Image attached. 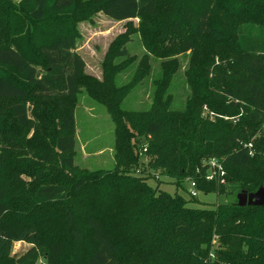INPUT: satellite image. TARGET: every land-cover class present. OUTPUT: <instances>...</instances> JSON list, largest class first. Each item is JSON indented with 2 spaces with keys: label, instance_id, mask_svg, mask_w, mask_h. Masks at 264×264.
<instances>
[{
  "label": "trees",
  "instance_id": "1",
  "mask_svg": "<svg viewBox=\"0 0 264 264\" xmlns=\"http://www.w3.org/2000/svg\"><path fill=\"white\" fill-rule=\"evenodd\" d=\"M96 12L128 20L102 82L84 74L76 50L78 22ZM133 32L155 57L189 51L181 108L174 58L152 78L151 108L122 109L151 74L139 62L114 85L136 60ZM81 87L117 115L114 169L75 164ZM210 159L223 170L213 180ZM187 182L217 197L264 188V0H0V264H264V203L190 206ZM15 242L30 247L15 257Z\"/></svg>",
  "mask_w": 264,
  "mask_h": 264
},
{
  "label": "rangeland",
  "instance_id": "2",
  "mask_svg": "<svg viewBox=\"0 0 264 264\" xmlns=\"http://www.w3.org/2000/svg\"><path fill=\"white\" fill-rule=\"evenodd\" d=\"M129 21L132 27L136 28L138 26V18H132ZM127 22L128 20H113L102 12H96L90 19L78 22L77 28L80 36L77 40L76 50L85 61L84 74L87 77L93 78L98 82L103 81L105 55L116 37L126 31ZM130 34L131 39L126 43V47L131 54L135 55L136 60L123 70L117 71L114 85L121 87L128 84L133 72H137L139 62H147L151 74L141 85L123 95L121 99L122 109L130 111V109L143 110L151 108L152 78L155 74L161 72L163 61L174 58L178 60L180 67L179 73L174 80L173 89H171L174 95L172 107L181 108L188 93V87L183 80V72L188 65L189 51L185 54L173 55L167 59L158 58L148 53L140 44V37L137 32ZM146 53L148 58L144 57ZM215 59L217 63V57ZM202 113L206 115L207 109L205 107H203ZM118 116H120V112H118ZM116 119L117 115L113 114L105 103L88 93L85 87H81L74 107V135L76 143L73 156L78 168L106 171L116 167L119 158L115 148L117 138ZM123 120L130 130V115L125 113ZM157 176L161 180L160 188L173 194L175 187L171 183V179L158 174ZM149 183L155 185L156 181L149 180ZM184 186L188 191L193 189L189 182L185 183ZM227 188L231 192L235 190V187L231 185ZM236 194L237 192L230 193L228 196L217 197L215 194L197 192L196 198L198 202L190 203L189 205L194 207H212L213 204L218 202L236 199ZM185 195L189 196L187 193ZM29 247L30 245L25 242H15L11 254L17 257ZM36 264L45 263L43 259H39Z\"/></svg>",
  "mask_w": 264,
  "mask_h": 264
},
{
  "label": "water",
  "instance_id": "3",
  "mask_svg": "<svg viewBox=\"0 0 264 264\" xmlns=\"http://www.w3.org/2000/svg\"><path fill=\"white\" fill-rule=\"evenodd\" d=\"M264 203V188L260 186L254 192L239 190L236 194V204L239 206H260Z\"/></svg>",
  "mask_w": 264,
  "mask_h": 264
},
{
  "label": "built area",
  "instance_id": "4",
  "mask_svg": "<svg viewBox=\"0 0 264 264\" xmlns=\"http://www.w3.org/2000/svg\"><path fill=\"white\" fill-rule=\"evenodd\" d=\"M217 174H219L220 176L223 174L222 166L220 162H218V160L210 159L208 161V171H207L205 178L207 180H213L216 178ZM220 182L223 183L224 179H220ZM190 186L193 188L191 189L190 194L192 196H196L197 190L194 188L195 187L194 182H190Z\"/></svg>",
  "mask_w": 264,
  "mask_h": 264
}]
</instances>
